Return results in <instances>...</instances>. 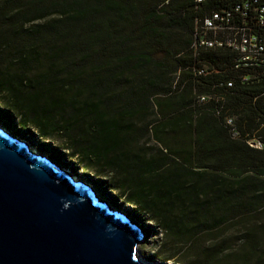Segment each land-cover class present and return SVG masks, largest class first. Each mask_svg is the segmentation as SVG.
Segmentation results:
<instances>
[{
	"label": "trees",
	"instance_id": "obj_1",
	"mask_svg": "<svg viewBox=\"0 0 264 264\" xmlns=\"http://www.w3.org/2000/svg\"><path fill=\"white\" fill-rule=\"evenodd\" d=\"M218 3L0 0V124L101 178L96 190L157 228L166 259L264 264V78L242 85L227 51L189 49L194 18ZM154 109L189 118L160 137Z\"/></svg>",
	"mask_w": 264,
	"mask_h": 264
},
{
	"label": "water",
	"instance_id": "obj_2",
	"mask_svg": "<svg viewBox=\"0 0 264 264\" xmlns=\"http://www.w3.org/2000/svg\"><path fill=\"white\" fill-rule=\"evenodd\" d=\"M139 231L0 127V264H141Z\"/></svg>",
	"mask_w": 264,
	"mask_h": 264
},
{
	"label": "built area",
	"instance_id": "obj_3",
	"mask_svg": "<svg viewBox=\"0 0 264 264\" xmlns=\"http://www.w3.org/2000/svg\"><path fill=\"white\" fill-rule=\"evenodd\" d=\"M205 0H193L199 7ZM218 8L195 17L189 49L193 56L202 51H227L231 58L235 79L242 85L264 78V0H218ZM199 5V6H198ZM197 74H204L202 69ZM229 89L233 80L218 83ZM219 96L197 95L196 103L216 101ZM264 102V100H263ZM229 135L236 138L232 119L224 118ZM245 144L253 149H261L257 139H245Z\"/></svg>",
	"mask_w": 264,
	"mask_h": 264
},
{
	"label": "rangeland",
	"instance_id": "obj_4",
	"mask_svg": "<svg viewBox=\"0 0 264 264\" xmlns=\"http://www.w3.org/2000/svg\"><path fill=\"white\" fill-rule=\"evenodd\" d=\"M161 106H165L166 104H160ZM154 117L157 118L158 121L152 126L151 131L154 133H159L161 137L160 130L165 126H168L170 123L174 122H182L183 120L188 121V116L186 115H177L176 113L174 116H170L168 113L163 115L162 117L159 116L157 111L154 109ZM0 127L4 128L7 132L12 134L19 140H22L27 143V146L30 150H34L36 154L43 155L49 158L48 151H43V149L39 148L38 144H44V142H40L36 138L28 137L27 134H20L17 128H13L12 130H8L2 124ZM18 132V133H16ZM151 141L156 144L157 146L161 145L159 142L153 137L151 134ZM58 150L57 145L49 144V149ZM50 159V158H49ZM51 160V159H50ZM56 166L64 172L69 177L79 181L83 184L89 191L91 192L92 196L97 200L98 203L103 204L105 208L117 212L121 217H123L130 225L136 228L139 231L140 238L136 245V255L138 260L144 264H179L175 259H166V257L161 253L160 248L158 245L161 241L162 235L159 233L157 228L150 222L146 221V218L140 216L136 213V211L130 205L125 204L122 202L114 192H109L107 189L102 190V193L96 190L93 186V181L95 180H102L99 177H95L89 173H83L78 170V166L76 163L69 161L66 157H63V163H56ZM108 194V196L106 195ZM109 199L113 200L114 203L111 204Z\"/></svg>",
	"mask_w": 264,
	"mask_h": 264
},
{
	"label": "bare ground",
	"instance_id": "obj_5",
	"mask_svg": "<svg viewBox=\"0 0 264 264\" xmlns=\"http://www.w3.org/2000/svg\"><path fill=\"white\" fill-rule=\"evenodd\" d=\"M49 159V158H48ZM137 245V244H136ZM138 259V258H137ZM141 264H144V263H142V262H140Z\"/></svg>",
	"mask_w": 264,
	"mask_h": 264
}]
</instances>
